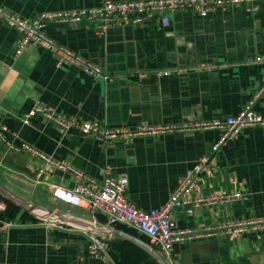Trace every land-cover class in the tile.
Instances as JSON below:
<instances>
[{"label":"crops","instance_id":"obj_1","mask_svg":"<svg viewBox=\"0 0 264 264\" xmlns=\"http://www.w3.org/2000/svg\"><path fill=\"white\" fill-rule=\"evenodd\" d=\"M103 1L0 0V7L31 18L43 12L90 8ZM169 15L167 26L154 18L142 25L116 24L103 34L85 21L50 20L45 24L43 31L56 43L80 52L105 71L122 75L113 81L95 79L75 65L57 67L54 54L39 43L25 46L16 55L20 35L0 19V110L9 127L7 138L14 144L29 143L98 183L106 176L126 173V196L141 210L162 207L193 167L206 158L208 168L198 176V187L190 190V196L239 190L243 198L226 204L186 203L176 207L177 227L201 229L264 218L263 125L242 128L214 152L212 144L221 133L219 129L101 142L74 128L63 131L41 113L32 116L28 124L21 120L35 104L63 116L132 128L236 114L264 83V62L249 61L264 55V1L255 11H247L240 4L206 16L191 10ZM166 69L180 72L155 74ZM253 109L264 116V89ZM43 167V160L12 150L0 140V189L15 200L42 206L46 216L73 226H51L46 216L24 210L0 194V201L14 206L11 218L16 223L0 233V264H104L88 254L87 229L108 227L107 217L84 204L54 198L55 186L72 188L74 179L58 168L38 176ZM112 228L135 238H107L114 264H161L146 243L169 264L264 262V229L238 235L220 230L176 243L165 254L147 236L127 225Z\"/></svg>","mask_w":264,"mask_h":264},{"label":"built area","instance_id":"obj_2","mask_svg":"<svg viewBox=\"0 0 264 264\" xmlns=\"http://www.w3.org/2000/svg\"><path fill=\"white\" fill-rule=\"evenodd\" d=\"M262 1L264 0H104L98 6L90 8L82 7L43 12L31 18L22 17L0 7V19L8 26L14 28L20 35L15 49L16 55L25 46L39 43L54 54L57 67L75 65L95 79L113 81L120 76L122 77V75L105 71L100 65L91 62L80 52L56 43L43 31L45 24L50 20L61 23L85 21L93 24L98 34H103L108 27L116 24L142 25L154 18L161 25L167 26L170 22L169 14L174 11L191 10L201 16H206L216 9H225L229 6L240 4H243L247 11H255L258 4ZM249 61L264 62V55L255 56L250 58ZM173 72L179 73L180 70H158L155 74L163 76ZM139 75H143V73ZM263 89L264 83L236 114L209 120H186L168 124L139 125L132 128L123 125H107L97 119L80 120L75 116H63L40 104H35L30 110L22 114L21 120L24 124H28L32 116L36 113H41L63 131L74 128L85 136L93 137L101 142L135 135L184 132L194 129H219L221 133L212 144V150L216 152L228 140L237 136L242 128L256 125L264 126V116L253 109L254 101ZM7 132H9V127L3 122L0 110V140L12 150L23 151L43 160L45 167L40 169L38 176L41 173H49L53 168H58L72 175L74 179L73 187L68 189L55 186L52 191L54 198L73 205L84 204L92 211L103 213L107 217L110 227L116 224H124L135 229L140 234L147 236L165 254L169 253L176 243H184L200 237L211 236L220 230L231 235H238L244 231L264 229V218L240 220L217 226H207L201 229L177 227L173 214V210L176 207L186 203L193 205L202 203L226 204L243 198V194L239 190L204 197L190 196V190L198 187V176L208 168V160L206 158L200 160L193 167L192 173L170 195L162 207L141 210L130 202L126 196L128 186L126 173H120L114 177L106 176L102 182L98 183L82 170L41 152L29 143L14 144L7 138ZM15 135L18 136L17 133ZM6 208V203L0 201V233H6L16 224L12 218L5 216ZM45 218L49 225L57 226L61 229L66 226H73L72 223L57 222L53 217L46 216ZM87 230L88 254L101 260L104 264H114L109 257L110 245L108 239L94 230ZM254 264H264V262Z\"/></svg>","mask_w":264,"mask_h":264},{"label":"water","instance_id":"obj_3","mask_svg":"<svg viewBox=\"0 0 264 264\" xmlns=\"http://www.w3.org/2000/svg\"><path fill=\"white\" fill-rule=\"evenodd\" d=\"M0 194L6 198L7 200L17 204L24 210H28L34 214L40 215V216H46L48 215L47 210H45L42 206H38L36 204H33L31 202L29 203H24L19 200H15L13 197H11L9 194L4 192L3 190L0 189ZM100 226H88V229L94 230L97 233L103 234L106 238H109V236H121V237H127L129 239H135L133 236L123 232V231H118L116 229H113L112 227H100ZM141 242V241H140ZM145 244V243H144ZM145 246L158 258L161 264H169L166 260V258L158 252L157 250H154L149 244H145Z\"/></svg>","mask_w":264,"mask_h":264},{"label":"trees","instance_id":"obj_4","mask_svg":"<svg viewBox=\"0 0 264 264\" xmlns=\"http://www.w3.org/2000/svg\"><path fill=\"white\" fill-rule=\"evenodd\" d=\"M0 199H2V198H0ZM5 201V200H4ZM6 202V205H7V208H6V211H5V216L6 217H8V218H11V217H13V214H12V210H15L13 207L14 206H12V204L11 203H9L8 201H5Z\"/></svg>","mask_w":264,"mask_h":264}]
</instances>
